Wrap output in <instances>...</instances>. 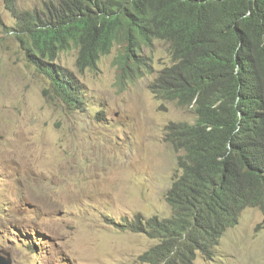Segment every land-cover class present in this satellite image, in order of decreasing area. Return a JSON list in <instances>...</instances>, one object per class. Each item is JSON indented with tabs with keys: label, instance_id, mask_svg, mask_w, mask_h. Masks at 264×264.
<instances>
[{
	"label": "rangeland",
	"instance_id": "374dc122",
	"mask_svg": "<svg viewBox=\"0 0 264 264\" xmlns=\"http://www.w3.org/2000/svg\"><path fill=\"white\" fill-rule=\"evenodd\" d=\"M13 1L32 11L57 0ZM9 5L0 0V253L11 264H142L160 241L129 225L172 214L166 192L182 153L167 141V125L196 120L151 88L172 64L168 43L145 47L149 67L125 82L120 45L83 72L78 49L62 52L55 65L84 99L72 109L27 61ZM214 253L193 264H264V212L245 209Z\"/></svg>",
	"mask_w": 264,
	"mask_h": 264
},
{
	"label": "trees",
	"instance_id": "16d2710c",
	"mask_svg": "<svg viewBox=\"0 0 264 264\" xmlns=\"http://www.w3.org/2000/svg\"><path fill=\"white\" fill-rule=\"evenodd\" d=\"M9 10L27 61L72 109L84 99L55 65L62 52L78 49L83 72L120 45L125 82L149 67L145 47L168 43L172 64L151 88L196 120L167 125V141L182 153L166 192L172 214L138 215L129 225L160 241L142 264H193L198 253L212 259L245 209L264 212V0H57L32 11L10 0Z\"/></svg>",
	"mask_w": 264,
	"mask_h": 264
},
{
	"label": "clouds",
	"instance_id": "9594fccd",
	"mask_svg": "<svg viewBox=\"0 0 264 264\" xmlns=\"http://www.w3.org/2000/svg\"><path fill=\"white\" fill-rule=\"evenodd\" d=\"M8 255H9V254L6 253V252H4V251H1V253H0V256L4 257V258L6 259L5 262H10V263H11V260H7V258H6Z\"/></svg>",
	"mask_w": 264,
	"mask_h": 264
},
{
	"label": "water",
	"instance_id": "95a60500",
	"mask_svg": "<svg viewBox=\"0 0 264 264\" xmlns=\"http://www.w3.org/2000/svg\"><path fill=\"white\" fill-rule=\"evenodd\" d=\"M6 259L2 256H0V264H11L10 262H5Z\"/></svg>",
	"mask_w": 264,
	"mask_h": 264
}]
</instances>
